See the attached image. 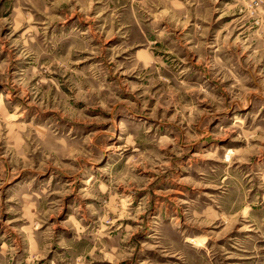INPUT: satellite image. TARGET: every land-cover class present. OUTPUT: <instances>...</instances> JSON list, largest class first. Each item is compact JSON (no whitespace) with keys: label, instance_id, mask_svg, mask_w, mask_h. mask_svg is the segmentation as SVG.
<instances>
[{"label":"rangeland","instance_id":"rangeland-1","mask_svg":"<svg viewBox=\"0 0 264 264\" xmlns=\"http://www.w3.org/2000/svg\"><path fill=\"white\" fill-rule=\"evenodd\" d=\"M37 1L0 0V264H264V0Z\"/></svg>","mask_w":264,"mask_h":264},{"label":"crops","instance_id":"crops-1","mask_svg":"<svg viewBox=\"0 0 264 264\" xmlns=\"http://www.w3.org/2000/svg\"><path fill=\"white\" fill-rule=\"evenodd\" d=\"M25 1H27V3L38 2L37 0H25ZM85 1L86 0H76L75 5L82 7V4H84ZM129 1L133 2V5H134V3L138 2V0H125L124 3H123V0H94V4L100 3L101 5H107L108 7L113 8L116 12L122 13L123 12L122 10L127 8L126 4H127V2L129 3ZM40 2H42V4H44V5H47L46 0H40ZM53 2L55 5H64V6L66 5L65 3L62 2V0H53ZM10 4H11V2H9V5ZM49 5H53V3L49 2Z\"/></svg>","mask_w":264,"mask_h":264},{"label":"bare ground","instance_id":"bare-ground-1","mask_svg":"<svg viewBox=\"0 0 264 264\" xmlns=\"http://www.w3.org/2000/svg\"><path fill=\"white\" fill-rule=\"evenodd\" d=\"M193 242H194V241L192 240V241L190 242V244L193 243Z\"/></svg>","mask_w":264,"mask_h":264}]
</instances>
